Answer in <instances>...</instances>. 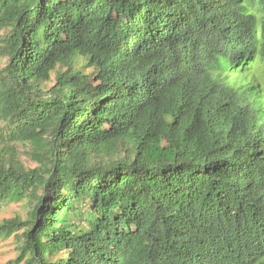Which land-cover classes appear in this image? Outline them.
<instances>
[{"label":"trees","instance_id":"1","mask_svg":"<svg viewBox=\"0 0 264 264\" xmlns=\"http://www.w3.org/2000/svg\"><path fill=\"white\" fill-rule=\"evenodd\" d=\"M0 31L2 264H264V0H0Z\"/></svg>","mask_w":264,"mask_h":264},{"label":"rangeland","instance_id":"2","mask_svg":"<svg viewBox=\"0 0 264 264\" xmlns=\"http://www.w3.org/2000/svg\"><path fill=\"white\" fill-rule=\"evenodd\" d=\"M3 31H0V35ZM26 159L25 156H23ZM26 163L31 164L29 161ZM27 212V207L20 204H8L0 206V220L14 216L16 213L25 215ZM16 254V242L13 237L7 240H0V264L6 262L8 259L14 257Z\"/></svg>","mask_w":264,"mask_h":264}]
</instances>
